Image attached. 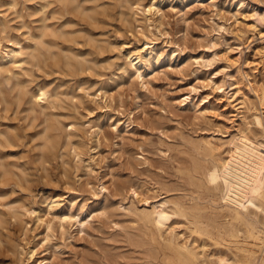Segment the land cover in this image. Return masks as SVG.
Wrapping results in <instances>:
<instances>
[{
  "label": "rangeland",
  "instance_id": "rangeland-1",
  "mask_svg": "<svg viewBox=\"0 0 264 264\" xmlns=\"http://www.w3.org/2000/svg\"><path fill=\"white\" fill-rule=\"evenodd\" d=\"M152 2L144 21L133 7ZM254 11L264 0H0V264H238L250 227L206 172L242 133L264 144ZM146 41L140 77L127 54ZM160 202L164 225L139 219Z\"/></svg>",
  "mask_w": 264,
  "mask_h": 264
},
{
  "label": "bare ground",
  "instance_id": "bare-ground-1",
  "mask_svg": "<svg viewBox=\"0 0 264 264\" xmlns=\"http://www.w3.org/2000/svg\"><path fill=\"white\" fill-rule=\"evenodd\" d=\"M157 6L158 5H156V2H152L149 6L146 7V9L144 7H140L139 5L133 8L136 13L138 10L141 12V17L144 19V21H149L150 19L147 18L148 15L155 12L158 13L157 11H159L160 7ZM251 16L255 19L256 22L255 25L251 27L252 31L258 30V33L260 35H263L264 17H262L261 14H259L257 11H254ZM143 45L144 48H142L141 50H137L136 53L133 54L132 52L127 54L130 60L134 57L131 66L140 77H142V75L140 73L138 65L142 64V53L146 52V50L150 48L151 42L149 43V41H146ZM3 59H8L13 64H17L18 66L22 65L25 61L22 49L10 50L7 54H5V56H3ZM46 97L47 92L44 89H37L35 93V98L37 100L42 101L45 100ZM256 98H258L260 103L264 101V90L261 92V96L257 95L256 93ZM234 101H236L235 97ZM236 105L237 104H235V106ZM263 120L260 116H255L257 125L262 126ZM70 129H72V126H70ZM206 177L208 182L211 184L217 182L218 180L221 181L223 187L222 199L226 203H228V205H230L234 218L240 222H244L248 227H250L248 236L254 241V245L253 248L245 250L244 253L246 255L241 257L238 264H264V222L261 224V230H255L254 224L250 220H248L246 216L249 206L255 209V213H262L264 215V144L257 143L249 139L246 134L242 133L238 137L237 143L233 144V149L231 148V151L229 152V158L222 162H217L209 169H207ZM165 204V202H160L158 206H153L152 209L149 208L150 211H147L146 209L144 212L139 213V219L148 222L152 221V223L156 224L157 226L164 225L165 222L169 219V216H171L167 212ZM36 212L38 214V211ZM33 213L34 212H32V214ZM66 219L70 220V218L65 217L63 218L62 222L66 221ZM74 220L76 225L80 228V230H78L81 232L85 231V220H80V217L78 215ZM37 221L41 222L42 224L45 223V228L47 230L46 237H48L51 231L50 224L44 222L43 219H41L39 216L37 217ZM61 226L63 228V223ZM260 235H263V238ZM39 244L40 242H37L32 246H28L27 250L25 251L28 261L34 262L36 260ZM168 244L171 246L173 245L178 251L181 258H183V260H185L186 262H193L196 260L195 253L192 252L191 248L186 244H173L171 241L168 242ZM43 261H45L44 264H50V261L45 258L42 259L39 263ZM223 262L226 261L224 260Z\"/></svg>",
  "mask_w": 264,
  "mask_h": 264
}]
</instances>
